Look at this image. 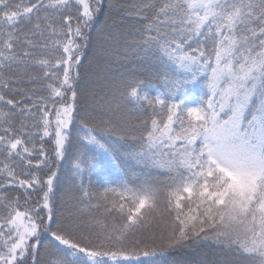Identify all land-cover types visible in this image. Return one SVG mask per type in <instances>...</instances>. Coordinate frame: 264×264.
Wrapping results in <instances>:
<instances>
[{
	"label": "snow or ice",
	"instance_id": "obj_1",
	"mask_svg": "<svg viewBox=\"0 0 264 264\" xmlns=\"http://www.w3.org/2000/svg\"><path fill=\"white\" fill-rule=\"evenodd\" d=\"M202 244L264 264V0H0V264Z\"/></svg>",
	"mask_w": 264,
	"mask_h": 264
},
{
	"label": "trees",
	"instance_id": "obj_2",
	"mask_svg": "<svg viewBox=\"0 0 264 264\" xmlns=\"http://www.w3.org/2000/svg\"><path fill=\"white\" fill-rule=\"evenodd\" d=\"M123 2V0H121ZM103 20V17H101ZM115 48H119V59L115 56L108 61L111 65L108 73L106 74V79L109 77L117 76L118 71L123 70L125 67H131V63H125L123 60L124 52L123 48L119 45H114ZM98 84L102 87L104 81H99ZM99 90V89H98ZM179 258L186 259L191 262V264H200L201 261L204 264H209V262L216 260L218 258V253L214 250L213 247L202 244L200 247L195 249L184 250L180 253Z\"/></svg>",
	"mask_w": 264,
	"mask_h": 264
}]
</instances>
